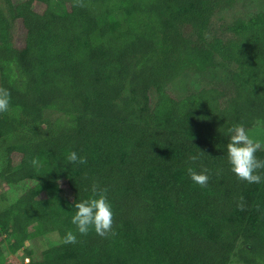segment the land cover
Here are the masks:
<instances>
[{
	"label": "trees",
	"instance_id": "1",
	"mask_svg": "<svg viewBox=\"0 0 264 264\" xmlns=\"http://www.w3.org/2000/svg\"><path fill=\"white\" fill-rule=\"evenodd\" d=\"M5 1L0 89L9 91L10 107L0 113V137L46 112L75 121L69 139L7 149L0 181L32 182L0 207V236L12 239L11 253L32 232H57L61 240L49 255L25 249L29 264H229L249 220L250 236L264 247L254 205L264 181L238 179L226 158L229 129L264 124V8L229 25L236 39L221 55L232 63L230 93L201 87L182 105L169 88L177 58L189 50L178 26L206 22L207 0ZM16 21L25 31L22 46ZM71 151L86 163H69ZM256 155L264 159V147ZM189 169H207L208 183H194ZM94 185L113 206V232L77 234L65 244V233L75 232L74 204ZM0 264H9L1 240Z\"/></svg>",
	"mask_w": 264,
	"mask_h": 264
},
{
	"label": "rangeland",
	"instance_id": "2",
	"mask_svg": "<svg viewBox=\"0 0 264 264\" xmlns=\"http://www.w3.org/2000/svg\"><path fill=\"white\" fill-rule=\"evenodd\" d=\"M54 1L57 6L61 0H51L50 4H54ZM207 2L209 14L206 17V22L185 21L178 26L187 38L186 44L189 50L187 54H182L177 58L176 70L169 81V88L182 105L186 104L188 95L195 98V93L201 87H222L225 88L226 92L228 91V94L230 93L229 90L232 85L229 74L232 63L221 55L222 51H225L226 45L236 39V34L229 29V25L237 18L247 17L256 8H264V0H207ZM43 6L42 3H35L37 9H41ZM0 7L7 13L5 0H0ZM13 33L15 42L22 46L25 31L19 21L13 22ZM195 45L196 49H201V52L205 51L206 57L202 58L207 59L198 56L199 50L196 52V49H193ZM150 94L151 106H153L156 93L152 89ZM74 126L73 114L52 111L46 112L44 117L33 125L0 137V169L6 164L9 146L14 144L16 147H20V144L25 140H37L56 135L58 138L69 139ZM244 127L249 135L253 139L259 140L261 147H264V124L254 122ZM222 147L225 148V146ZM19 150L17 148V151ZM19 152H13L14 158L19 157ZM31 175L35 176L34 172ZM31 184L30 180H25L16 185H9L0 181V207L7 206ZM62 195H67V192H62ZM254 205H256L255 209L258 207V211L261 212L259 232L264 238V185L260 187V193ZM251 223L249 220L246 224L243 235L239 238L231 255L229 264H264V247L250 236ZM0 240L9 264H29L30 259L25 255V249H32L34 254L49 255L53 252V247L60 242L61 237L57 232L44 235L32 232L28 240L24 242V246L15 253H11L8 249L12 239L6 233L0 236Z\"/></svg>",
	"mask_w": 264,
	"mask_h": 264
},
{
	"label": "clouds",
	"instance_id": "3",
	"mask_svg": "<svg viewBox=\"0 0 264 264\" xmlns=\"http://www.w3.org/2000/svg\"><path fill=\"white\" fill-rule=\"evenodd\" d=\"M10 107V93L7 89H0V113H6ZM229 141L226 146V158L231 172L240 180L249 184H259L264 181V159L259 158L256 153L261 148V142L253 139L242 124L234 125L229 129ZM193 156L191 159L196 160ZM67 161L72 164H85L86 158L71 151L67 155ZM191 180L205 186L209 181L207 169L197 173L189 169ZM92 195L81 199L74 204V213L71 223L75 226V232L69 230L63 237L65 244H74L77 234L87 235L90 231L105 237L113 232V206L106 192L93 186Z\"/></svg>",
	"mask_w": 264,
	"mask_h": 264
}]
</instances>
